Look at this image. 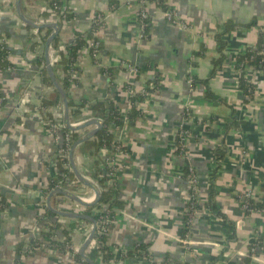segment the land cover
<instances>
[{
    "label": "crops",
    "instance_id": "0c3cea01",
    "mask_svg": "<svg viewBox=\"0 0 264 264\" xmlns=\"http://www.w3.org/2000/svg\"><path fill=\"white\" fill-rule=\"evenodd\" d=\"M15 1L0 0V42L6 39L15 65L0 77L5 98L0 110V196L9 202L7 209L0 208V264H77L72 255L58 250L31 252L28 245L38 229L36 220L46 207L7 198L10 193L30 197L53 192L47 190L63 136L51 128L53 124L64 127L61 99L49 111L41 110L42 99L54 89L46 85L43 68L36 63L45 58V43L54 30L40 32L25 26ZM166 4L179 23L170 22L161 8L148 1L151 27L142 37L139 0H67L72 13L68 20L51 13L49 0H22L28 20L61 27L57 39L62 50L76 34L88 31L95 17L105 19L96 33L100 49L94 55L82 50L75 65L77 82L68 96L73 103L72 122L104 121L87 104H102L107 114L112 102L126 116L133 94L125 89L127 83L143 96L148 88L155 89L140 104L144 115L114 130L115 145L96 154L79 146L74 155L78 170L97 185L96 164L101 171L106 172L107 165L113 170L109 184L118 189L123 207L113 209L108 232L111 250L125 253L148 246L151 263L131 259L128 264H245L251 246L264 237V214L247 215L240 201L248 191L264 205V69H247V78L256 88L250 99L240 89L236 63L249 48L257 47L264 0H166ZM47 11L51 14L45 17ZM253 21L256 25L246 26ZM226 23L241 26L225 37L224 60L215 70L213 62L221 56L216 37ZM128 65L136 67L138 74L130 73ZM63 76L60 72L61 80ZM192 78L198 81L195 86ZM25 95L29 96L26 108L32 107L33 113L19 108ZM183 127L191 135L179 152L176 139ZM92 130L80 132L78 138ZM187 169L195 173L199 209L185 235ZM212 189L220 214L206 208ZM68 191L94 197L82 185ZM63 198L55 195L52 207L65 209ZM59 223L80 250L91 223L62 217ZM21 242L27 254L19 256L16 248ZM252 262L264 264V246Z\"/></svg>",
    "mask_w": 264,
    "mask_h": 264
},
{
    "label": "trees",
    "instance_id": "16d2710c",
    "mask_svg": "<svg viewBox=\"0 0 264 264\" xmlns=\"http://www.w3.org/2000/svg\"><path fill=\"white\" fill-rule=\"evenodd\" d=\"M148 1L155 3L164 12H167L169 10V7L166 4V0H148ZM49 10L51 11V13L56 14L60 19H64V20L70 19L72 15L70 10L68 9L67 0H49ZM51 13L48 11L44 12V16L48 17ZM144 24H145L144 35H147L151 27L149 20H146ZM254 25H256L255 21H253L252 23L246 26L251 27ZM240 26L241 25H237L234 23H226L223 26L222 31L217 35L216 37L217 49L218 52L221 54V56L219 59L213 62L215 70L220 68L224 60L223 52L226 48L225 37L230 32L240 28ZM262 28L263 29L259 33L256 49L249 48L243 55H240L237 58V63H236V68L241 71V77L239 81L240 89L250 99L254 96L256 88L255 85L247 78V69L251 68L255 71H260L264 69V25ZM99 29L100 26L92 25V27L85 33L76 34L74 41L69 46L66 47V50H62L60 48L58 39H56L52 44L53 49L60 56V61L53 66V69L68 96L72 83L77 82V78L74 77V73L77 72L75 65L78 60L79 54L82 52V50L88 49L90 53L94 55L100 49L99 42L96 38V33L99 31ZM47 32H50V30H47ZM47 37L48 36H46V38ZM91 42L98 43V45L91 46ZM8 55H9V50L5 48L3 49V45L0 43V70H6L9 67L15 69V65L7 59ZM36 63L38 64L39 67L43 68L41 74L44 77V81L46 85L49 86L50 88H53V84L51 83L47 75L46 61L44 56L39 57ZM60 72L64 73L62 80L59 78ZM192 80L195 86V84L198 81L195 78L194 79L192 78ZM125 89L126 90L131 89L133 91V94H131L130 97L131 109L126 116L122 115L114 107L112 102L110 103L111 105L110 111L107 114L102 104H96L95 106H92L90 104L84 105L85 107L87 106L88 109L99 112L104 116V127L93 140H90L84 143L83 145H81L80 150L91 154H96L99 153L104 147H112V145H115L113 142L114 130L120 129L128 123H133L135 122L136 119L144 115V111L139 108L140 104L143 103L146 99H149V95L153 94L155 89L148 88L146 96H143L142 93H135V86L129 83L125 85ZM208 96L210 98L216 99L215 95H213L210 91H208ZM0 97H3L1 92H0ZM59 102H60V96L58 92L54 89L50 97L42 99L41 110L49 111L50 108H52ZM4 104H5V100L2 105ZM70 108H73V103L71 101H70ZM68 133H69L68 130L62 129L63 138H65V136ZM181 135H182V131L179 130L176 139L179 152L185 148V144L181 139ZM72 136L74 140H77L79 134L72 133ZM61 148L66 149V151H69V147L67 146L66 142H63V139H62ZM219 153L220 151L218 150L217 152L218 161L221 160L222 157V155H220ZM57 155L58 153L56 154V158H54V160H56L57 162V165L56 168L52 169L51 171V177L49 179V186L47 190L48 193L56 189L60 185V183L67 182V180L75 179L74 173L69 169L70 166L69 155L64 157L59 156L58 158ZM95 168H96L95 174H97L96 176H98V178L100 177L98 179V184L103 189V195L100 204L95 208L86 209L85 214L92 216L97 223H100L102 219L111 222L114 217L113 209L123 207V203L118 199L119 191L116 188V186L114 184L111 185L109 184L110 176L113 175V170L109 168L108 165L106 167V172L100 170L99 164H96ZM190 175L191 172L189 169H187L185 171L184 177H186V179L188 180V176ZM197 188L198 185L196 184V191H192V189L189 190V193L194 194V197L193 200L188 202L186 205L185 235L189 233L190 228L193 226L194 220L192 221V219H193L194 211L199 209ZM240 201H241V205H243L244 203H248L254 211H264V205L261 203H257L253 198L249 199L244 197L243 195H240ZM8 203L5 197L0 196L1 209H7ZM104 207H107V210H104ZM206 208L211 212L214 213L218 212V214H220L217 204L215 202V192L213 189L210 191L209 200L208 203L206 204ZM94 210H97L99 213L96 214ZM245 213L247 215H251L253 212L250 210H245ZM36 221L39 223L38 229H42V232L40 233V236L35 235L30 240L28 246L31 252L36 253L44 249L58 250L63 254L70 252V254L74 257L77 264H86V262H84V260L81 258L79 254H75L73 251L68 250L67 244L70 241V233L62 229L63 228L62 224L59 223V217L56 214L45 208L44 213L40 215V217L38 216ZM47 229H49L50 231H48ZM60 237L65 238L64 241L59 240ZM95 237L100 242L98 252L103 254L104 262H108L113 258H115L117 263L126 262L127 260H131V259L132 260L136 259L139 261L145 260L148 263L152 262L147 245L142 244L128 252L117 253L112 251L111 247L108 244L109 241L108 234L100 233V231L97 230ZM255 245L256 247L263 248L264 237L260 238ZM25 246L26 245L24 242H21L17 246L16 251L19 256L27 254V251L24 253ZM253 247L254 245H252L250 248L249 256L246 258L245 264H253L252 262L253 255L258 253L255 252L253 254L251 252ZM90 257L96 262V264H101L96 252L92 253Z\"/></svg>",
    "mask_w": 264,
    "mask_h": 264
},
{
    "label": "water",
    "instance_id": "95a60500",
    "mask_svg": "<svg viewBox=\"0 0 264 264\" xmlns=\"http://www.w3.org/2000/svg\"><path fill=\"white\" fill-rule=\"evenodd\" d=\"M15 9H16L18 17L21 19V21H23L25 26H27L29 28H33L36 31H41V30L49 29V28L54 30V33L47 39V41L45 43L46 71H47V75H48L51 83L53 84V88L58 92L60 99H61V102H62V105H63L64 128L68 131H71L72 133H78V134L80 132H84V131H87V130H90L93 128L92 131H89L83 137H80L74 141V143L70 149V153H69V162H70L71 170L74 173L75 179L83 187H86V188H88L94 192V201L91 203H87V202L83 201V199H81L75 193L67 191L65 189H57V190L51 192L48 196H45L43 194H36V193L34 195L31 194L30 197L31 198L33 197L32 202L27 201V198H30V197H20L19 195L12 194V193L8 194L7 198L10 201H13L16 203L21 202V203H26V204H38V205L43 204V205H45V207L48 210H50L51 212L56 214L58 217L71 219V220H81V221H86L88 223H91L92 230H91L89 236L87 237L85 243L83 244V246L79 250V255L84 260V262H86V264H96L87 255V252H88V250L91 246V243L94 240L95 235H96L97 230H98V224H97L96 220L88 214L68 213V212H64V211H58L52 207L51 202H52V198L55 195H62V196H65L66 198H68L69 200H71L73 203H75L79 207L84 208V209H92V208L97 207L100 204V201H101L102 195H103V189L99 185H97L93 181H91L90 179L86 178L78 170V168L76 167V164H75L74 155H75V152L79 146L90 141L91 139L95 138L98 135V133L104 127V121L99 120V119L98 120H87L82 125L73 124V122L71 120V109H70V102H69L68 95H67L66 91L64 90L62 84L58 80V78L54 72V69H53V64L50 61V52H51V50H53L52 44L58 38L60 31H61V27L57 24L39 25V24H36V23L28 20L26 18V16L24 15V12H23L22 0H16L15 1ZM101 102H104V101L102 100ZM108 108H109V106H108ZM104 210H107V207H105Z\"/></svg>",
    "mask_w": 264,
    "mask_h": 264
},
{
    "label": "built area",
    "instance_id": "2783aa9c",
    "mask_svg": "<svg viewBox=\"0 0 264 264\" xmlns=\"http://www.w3.org/2000/svg\"><path fill=\"white\" fill-rule=\"evenodd\" d=\"M139 2H140L139 21H140V23H141V29H142V34H141V36L144 37V36H145V35H144V27H145V26H144V25H145L144 22L148 19V13H147V11H146V4H147L148 0H139ZM165 15H166L167 19H168L170 22H172V23H179L178 20H177L176 13H175L174 11L168 10L167 12H165ZM104 21H105V19H104L103 17H101V16H97V17H95L94 20H93V25H97V26H101V27H102V26H104ZM184 26H185V24H184ZM0 43L3 45V49H4V48H5V49H8V45H7L6 39L2 40ZM94 45L97 46L98 43L91 42V46H94ZM7 59L10 61V53H9ZM50 61H51V63L53 64V66H54L57 62L60 61V56L56 53V51H55L54 49L51 50V52H50ZM10 62H11V61H10ZM127 67H128V69H129L130 73H132V74H136V75L138 74V69H137L136 67H133V66H131V65H128ZM12 70H13V69L10 68V67H9L8 69H6V70H0V77H1L2 73L6 72V71H12ZM74 76H75V73H74ZM0 92H1V90H0ZM1 94H2V93H1ZM146 95H147V94H146ZM2 96H3V95H2ZM4 100H5L4 96H3V97H0V105H1V106H0V110H1L2 107L4 106V105H2V104L4 103ZM28 102H29V96H28V95H25V96L22 98L21 102L18 104V105H19V108L21 109V111H22V108H25V110H24L23 112L26 113V114H28V113H33V109H32V107L26 108ZM85 110H87V109H85ZM36 113H38L37 110H36ZM85 121H87V120H85ZM85 121H82V122H79V123H74V122H73V124H75V125H82ZM62 129H65V128H64L63 126H61V125L53 124V125H52V128H51V131H52V133H54V134H58V133L62 132ZM180 130L182 131L181 139H182V141H183L184 144H185V142H186V141L188 140V138L190 137L191 133H190V131H189L187 128H184V127H183L182 129H180ZM74 141H75V140H74V138H73V136H72V132L69 131V133L65 136V138H63V142H66L67 146L69 147V151H66V149L60 148L59 151H58L57 158H58L59 156H62V157H64V156H68L69 153H70V149H71V147H72ZM56 165H57V162H56V160H54V163H53V165H52V169L56 168ZM69 169L71 170V166H69ZM114 170H115V169H114ZM189 170H190V172H191V175L188 176V180H187V181H188L189 190L192 189V191H196V184H197V182H196V178H195V176H194V171H193L192 169H189ZM111 179H112V178H111ZM110 181H112V180H110ZM110 181H109V182H110ZM80 185H81V184H80L76 179H74V180H67V182H62V183H60V185H59L56 189H54L53 191H55V190H57V189H65V190H67V191H68V190H73V189H76V188H77L78 186H80ZM70 192H71V191H70ZM242 195H243L244 197H246V198H249V199L253 198L252 195H251V193H249L248 191H245ZM79 197H80L81 199H83V201H85V202H87V203H91V202L94 201V197L91 198V199H86V198L81 197V196H79ZM193 197H194V194L189 193V199H188V202L192 201V200H193ZM63 199H66V202L63 203V205H62L65 209H59L60 211H64V212H68V213H81V214H85L86 209L79 207L78 205H76L75 203H73L71 200H69V199H67V198H63ZM241 206H242V208L244 209V211H245V210H250V211H252V212H253L252 214H255V213H258V214H264V211H254V210L250 207V205H249L248 203H244V204L241 205ZM94 212H95L96 214L99 213L98 211H94ZM197 212H198V210H195V211H194L192 221L194 220V218H195ZM97 224H98V230L100 231V233L108 234V232H109V227H110V222H109V221H107V220H105V219H102L101 222H100V223H97ZM47 230L50 231L49 229H47ZM91 230H92V225L90 226V230H89V232H91ZM41 232H42V231H41L40 229H37L36 231H34V236H35V235H36V236H40V233H41ZM89 234H90V233H89ZM88 236H89V235H87V237H88ZM95 236H96V235H95ZM87 237H86V239H87ZM58 239H59V238H58ZM64 239H65V238L60 237L59 240L64 241ZM99 246H100V242H99V241L96 239V237H95L94 240H93L92 243H91V246H90V248H89V252H92V253L96 252V253L98 254V258H99L101 264H125L124 262H119V263H117L116 260H115V258L111 259V260L108 261V262H104V261H103V254H101V253L98 252V248H99ZM67 247H68V250H69V251H73L75 254H78V253H79V250L73 247L71 241L68 242ZM259 251H260V248H259V247H256V245L254 244V247H253V249H252L251 252L254 254L255 252H259ZM67 254L71 255L70 252H67ZM255 255H256V254H254L253 257H254ZM252 259H253V258H252ZM126 264H128V263L126 262Z\"/></svg>",
    "mask_w": 264,
    "mask_h": 264
}]
</instances>
